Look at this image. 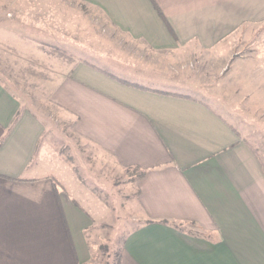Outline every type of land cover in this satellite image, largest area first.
I'll return each mask as SVG.
<instances>
[{"label":"crops","instance_id":"1","mask_svg":"<svg viewBox=\"0 0 264 264\" xmlns=\"http://www.w3.org/2000/svg\"><path fill=\"white\" fill-rule=\"evenodd\" d=\"M89 1L155 49L177 37L216 53L264 22V0ZM23 39L0 23L2 68L42 71V96L73 116L74 131L144 173L120 264H264V161L246 133L194 97L132 86ZM10 81L0 73V264H87L98 207L83 189L69 193L46 123Z\"/></svg>","mask_w":264,"mask_h":264},{"label":"rangeland","instance_id":"2","mask_svg":"<svg viewBox=\"0 0 264 264\" xmlns=\"http://www.w3.org/2000/svg\"><path fill=\"white\" fill-rule=\"evenodd\" d=\"M0 23L23 40L51 46L67 59L205 102L246 133L264 161V22L244 24L236 36L216 44V53L215 48L204 53L200 40L177 39L175 33L178 47L155 49L148 41L133 38L89 0H0ZM242 65L243 71H238ZM2 66V77L13 79L25 106L46 123L43 141L66 163L65 169L56 171L72 179L65 184L69 193L75 196L74 188L83 189L98 207V221L88 232L93 256L87 264H120L124 238L140 222L141 169L122 166L106 149L74 131L73 116L42 96V71L32 77Z\"/></svg>","mask_w":264,"mask_h":264},{"label":"trees","instance_id":"3","mask_svg":"<svg viewBox=\"0 0 264 264\" xmlns=\"http://www.w3.org/2000/svg\"><path fill=\"white\" fill-rule=\"evenodd\" d=\"M158 11H159L160 14L163 16L161 10L159 9ZM92 66H94V67H96L97 69L101 70L102 72H104V73L110 75L111 77H114V78H116V79H118V80H120V81L126 82V83H128V84H130V85H132V86L141 87V88H144V89L154 90V91H158V92H162V93H167V94L182 95V96H186V97H192V96L189 95V94H179V93H176V92L163 91V90H158V89L150 88V87H147V86H143V85H141V84H138V83H135V82H132V81H128V80L122 79L121 77H119V76H117V75H115V74H113V73H111V72H109V71H107V70H105V69H102V68H100V67H98V66H96V65H92ZM143 174H144V173H141V174L139 175V177H141Z\"/></svg>","mask_w":264,"mask_h":264}]
</instances>
